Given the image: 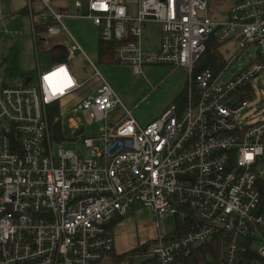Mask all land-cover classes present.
<instances>
[{
  "label": "built area",
  "instance_id": "1",
  "mask_svg": "<svg viewBox=\"0 0 264 264\" xmlns=\"http://www.w3.org/2000/svg\"><path fill=\"white\" fill-rule=\"evenodd\" d=\"M135 1L74 0L70 13L52 0H28L33 34L65 33L67 57L84 52L63 19L85 18L99 39L117 43L114 61L136 72L142 64L185 68L186 86L158 118L140 124L89 61L98 86L70 105L72 135L61 140L81 138L84 156L52 133L51 107L84 85L64 60L37 67L28 83L0 85V264H98L113 250L110 223L136 205L152 210L157 229L143 264H192L196 252L209 264H264L257 185L264 118H241L248 85L264 73V0ZM155 22L159 41L147 51L143 28ZM234 38L238 51L218 70L198 66L209 41L218 47ZM79 112L86 124L104 122L99 136L83 133Z\"/></svg>",
  "mask_w": 264,
  "mask_h": 264
},
{
  "label": "rangeland",
  "instance_id": "2",
  "mask_svg": "<svg viewBox=\"0 0 264 264\" xmlns=\"http://www.w3.org/2000/svg\"><path fill=\"white\" fill-rule=\"evenodd\" d=\"M136 2L126 0V2ZM0 7V85L16 86L21 84L26 76L31 75L36 79V63L40 59L41 70H46L52 65L48 49L53 44L68 45L64 33L56 36H49L42 31L33 34V28L28 13L23 12L22 7H28V0H2ZM74 0H52L55 8L66 6L68 12H73ZM32 8L38 9V5L32 3ZM85 13V7L82 5ZM22 11V12H21ZM135 13V10L133 11ZM222 14H218L221 17ZM63 24L76 41L80 44L84 54H76L65 58V62L78 82L83 87L73 98L65 97L60 101L59 116L63 133L71 137V128L68 127L69 107L75 103L80 96L94 92L98 86V77L92 69L89 61L95 65L101 77L112 87L121 104L132 111V115L140 124L148 123L156 118L173 103L186 86L187 70L182 67H171L165 64H142L141 72H136L130 63L118 61H102L97 53L98 29L85 18H64ZM34 36L37 40L34 39ZM143 48L147 51L155 50L159 41V26L155 23H146L143 28ZM239 40L234 38L218 45L216 52L219 57L227 60L234 52L238 51ZM37 52V53H36ZM252 95L247 106L241 111L242 121L251 124L253 121L264 118V73L253 79L251 82ZM121 113L114 110L110 113L109 123L116 121ZM82 119L83 133L99 136L101 122H92L84 112L76 115ZM65 149H72L78 155L83 152L88 155L89 148L82 145L81 138L74 142H59ZM99 145V142H96ZM57 144H54V148ZM260 178L264 181V163L259 168ZM173 219L165 221L166 229L172 227ZM157 236V229L153 221L152 210L147 206L136 205L129 209V212L118 218L112 229L113 253H127L131 249L153 241ZM151 248V247H150ZM140 256H135L133 264H139ZM99 264H129L127 259L114 263L109 255L103 256Z\"/></svg>",
  "mask_w": 264,
  "mask_h": 264
},
{
  "label": "trees",
  "instance_id": "3",
  "mask_svg": "<svg viewBox=\"0 0 264 264\" xmlns=\"http://www.w3.org/2000/svg\"><path fill=\"white\" fill-rule=\"evenodd\" d=\"M24 12L26 13L27 9H25ZM38 29L41 30V29H44V27L39 26ZM116 44L117 43L114 41L107 42V41H103V40L99 39L98 47H97V53L99 54L100 60L106 61V62L114 61L112 52H113V49H114ZM216 49H217V45L215 43H213L212 41H209L207 44V48L205 50L206 52L203 53V55L197 61L198 66H201V67L202 66H208V67L213 68L214 70H218L219 66L223 63L224 60L221 57H219V54L216 52ZM48 53L50 55L52 63L62 62V60H64L68 56L67 55V47L64 44H62V45L61 44H54V45L50 46L48 49ZM28 77H30V76H28ZM26 78H27V76L25 77V79ZM25 79L22 81V83H28L29 82L28 80L26 81ZM248 88H249V90H248L247 95H248V97L251 98L252 89H251L250 84L248 85ZM184 89L181 91L178 98H180L183 95ZM57 109H58L57 104H54L51 107V112L49 113V118H50L51 125H52V133H54L55 139L58 142H60L62 140V138L64 137V133H62L60 122H58V120L56 121ZM257 185H258V189L260 191V206L264 212V181L259 180ZM117 220H118L117 218L113 219V221L110 223V226L114 227V223ZM152 243H153V241H147L145 244H142L138 247H135V248L131 249L129 252L122 253V254H115V253H113V250H111L107 253V255H109L112 258L114 263H118L124 259H127L129 264H133L135 256H140L141 261L139 264H143L146 260L150 259V256H148L147 254L150 250ZM193 255H194L193 259L195 260V262H193L192 264H209L207 262V255H205L204 253L196 252Z\"/></svg>",
  "mask_w": 264,
  "mask_h": 264
},
{
  "label": "crops",
  "instance_id": "4",
  "mask_svg": "<svg viewBox=\"0 0 264 264\" xmlns=\"http://www.w3.org/2000/svg\"><path fill=\"white\" fill-rule=\"evenodd\" d=\"M1 1H2V0H0V7H2V2H1ZM22 9H23L22 11L24 12V10H25L24 7H22ZM22 11H21V12H22ZM26 13H27V12H26ZM90 22H91V21H90ZM93 24H94V23H93ZM64 34H65V33H64ZM65 36H66V34H65ZM66 39H68L67 36H66ZM68 41H69V44H70V40H69V39H68ZM62 44H63V43H62ZM62 44H61V45H62ZM69 44H68V45H69ZM53 45H54V44H53ZM64 45H65V44H64ZM68 45H65V46L68 47ZM36 53H37V52H36ZM76 54H82V53H81L80 51H75V52L72 54V56H75ZM83 55H84V54H83ZM84 56H85V55H84ZM85 57H86V56H85ZM86 59H87V58H86ZM64 62H65V59H64ZM52 64H53V63H52ZM37 67H39V68L41 69L40 59L37 60L36 68H37ZM28 76H30V77H28ZM28 76H27L28 81H30L32 76H31V75H28ZM32 78H33V77H32ZM76 80H77V78H76ZM78 92H79V91H78ZM78 92H77V93H78ZM77 93L73 95V98H74L75 96H77ZM84 95H85V94H84ZM82 96H83V95H82ZM82 96H80V97H82ZM68 97H71V96H68ZM80 97H79V98H80ZM79 98H78L77 100H79Z\"/></svg>",
  "mask_w": 264,
  "mask_h": 264
},
{
  "label": "water",
  "instance_id": "5",
  "mask_svg": "<svg viewBox=\"0 0 264 264\" xmlns=\"http://www.w3.org/2000/svg\"><path fill=\"white\" fill-rule=\"evenodd\" d=\"M26 81L28 80V78L25 79Z\"/></svg>",
  "mask_w": 264,
  "mask_h": 264
}]
</instances>
